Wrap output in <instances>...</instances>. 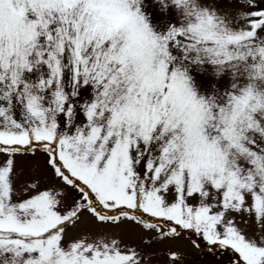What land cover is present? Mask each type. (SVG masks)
<instances>
[{
  "label": "snow or ice",
  "instance_id": "1",
  "mask_svg": "<svg viewBox=\"0 0 264 264\" xmlns=\"http://www.w3.org/2000/svg\"><path fill=\"white\" fill-rule=\"evenodd\" d=\"M86 214L150 235L69 238ZM185 231L264 264V0H0V264H151Z\"/></svg>",
  "mask_w": 264,
  "mask_h": 264
},
{
  "label": "rangeland",
  "instance_id": "2",
  "mask_svg": "<svg viewBox=\"0 0 264 264\" xmlns=\"http://www.w3.org/2000/svg\"><path fill=\"white\" fill-rule=\"evenodd\" d=\"M232 7L235 8L237 6L232 5ZM21 163L24 165V169L31 175H45L42 159L32 160L30 162L21 161ZM100 232H109L118 235L125 243L135 245L141 249L144 248V245L141 243L142 238H146L150 235V233H145L143 230L129 222H125L119 227L98 225L86 214L79 228L75 231H69V238L78 236L81 233L96 234ZM191 239L192 234L185 231L181 238L165 240L164 242L157 243L151 249L153 253L151 264H169L167 258L169 250L180 252L182 254L183 264H231V258L234 256L236 259L232 252L218 248L206 253L193 247Z\"/></svg>",
  "mask_w": 264,
  "mask_h": 264
},
{
  "label": "flooded vegetation",
  "instance_id": "3",
  "mask_svg": "<svg viewBox=\"0 0 264 264\" xmlns=\"http://www.w3.org/2000/svg\"><path fill=\"white\" fill-rule=\"evenodd\" d=\"M231 264H235V258H234V256L231 258Z\"/></svg>",
  "mask_w": 264,
  "mask_h": 264
}]
</instances>
